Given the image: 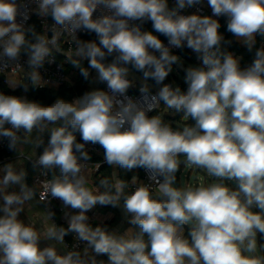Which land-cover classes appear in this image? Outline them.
Listing matches in <instances>:
<instances>
[{"label": "clouds", "instance_id": "1", "mask_svg": "<svg viewBox=\"0 0 264 264\" xmlns=\"http://www.w3.org/2000/svg\"><path fill=\"white\" fill-rule=\"evenodd\" d=\"M201 3L175 0L170 8L169 0H0V74L10 88L42 87L47 82L40 69L61 53L85 81L105 82L108 89L50 105L0 92V137L22 156L50 132L35 163L45 170L41 175L53 172L40 182L37 201L24 168L0 166V264H264V42L241 67V57L224 48L231 41L214 18L227 17L228 32L252 51L257 36L264 38V0H207L211 16L182 14ZM33 11L44 21L41 30L26 26ZM147 21L153 31L142 30ZM79 31L95 33L98 43L78 38ZM185 42L201 64L185 69L182 91L165 80L180 62L171 48ZM85 59L88 67L81 64ZM133 71L143 82L139 99L128 94ZM161 106L194 124L174 129ZM89 143L104 150L111 168H143L149 182L132 175L130 186L104 177L98 188L88 187L87 170L100 168L85 163ZM181 165L203 170L211 182L177 186ZM14 186L19 190L9 191ZM52 199L75 210L66 213L67 227L53 222ZM32 202L52 221L42 232L19 219ZM97 205L119 207L130 227L91 225L87 213ZM70 233L83 250L57 249H66ZM41 241L49 243L41 247Z\"/></svg>", "mask_w": 264, "mask_h": 264}, {"label": "built area", "instance_id": "2", "mask_svg": "<svg viewBox=\"0 0 264 264\" xmlns=\"http://www.w3.org/2000/svg\"><path fill=\"white\" fill-rule=\"evenodd\" d=\"M171 2L175 3V0H171ZM30 8L34 10L36 8V4L34 2L30 3ZM193 13H197L199 15H207L208 14L209 16H211L212 15V9L210 6H208L207 0H202L201 4H199L195 7H192V8H187L185 10H182V14H185V15L193 14ZM97 15H99V12L94 13V18ZM220 17H224V20L227 23V17H225V16H220ZM220 17H214V18L218 20ZM32 21H35L38 24V26L40 27V29H42V25H43L44 21L42 18L37 16L34 11L31 13L30 18L26 23V26H29ZM47 22L51 23L50 17L47 18ZM137 23H139V22H137ZM142 30H144L143 27H142ZM77 35H78V38H80L82 40H86V38L88 36V32L79 31L77 33ZM66 41H67V37H65L64 41H62L63 51L65 53H67L69 51V48L71 47V45L69 43H67ZM163 42L165 43V45L168 44L167 40L163 41ZM262 42H264V41H262ZM262 42H261V44H262ZM185 46H186V42H185ZM179 49L180 48H174L173 47V48H171V51H178ZM188 49L191 52H193L190 48H188ZM193 53H195V52H193ZM26 59H27V57H22V59L20 61V63L22 65H24L25 68L27 67L26 63H25ZM195 60H196V64L198 66H200L201 61L197 58V54H196ZM68 65H69V63L65 62V57L61 53H57L54 63H51V64L46 63L45 66L42 69H40L41 75L47 83H45L42 87H33L31 85H29V87L38 88V89H47V90H59L61 87H64V86L74 87L78 81L79 74L75 70L69 69ZM247 65H249V64H247ZM247 65H245V66H247ZM135 75H138V74L134 71L130 73V76H129L130 79L135 77V86L132 88V89H134V91H130V89H129L128 94H129V96H131L135 99H139V97H140L139 87L142 85L143 82L140 81L138 78H136ZM20 77L21 78L23 77V70L20 71ZM169 83L172 84L173 87H175L173 83H171V82H169ZM148 84L151 88V91L153 93H155L157 89H156V87L153 86L154 84L151 83L150 81H148ZM22 89H23L22 87H18L15 90L10 88L8 83H7L5 75L0 74V92H3L6 94L7 92H19ZM100 90L108 91L107 84L105 82H103V87L100 88ZM166 110L163 106H161V108L159 110L161 113H166L164 116V119L166 118V115L170 112V110H167V111ZM155 114H157L155 111L152 113H149V115H155ZM7 126L8 125H6V127ZM76 137H77L78 142H81V143L83 142L80 138L79 133H76ZM49 139L50 138L47 139L45 146L47 145ZM85 147H86V151L89 153V156L91 157V159L89 161H86L85 163H88L90 165L97 164V163L100 164V168L98 170L94 166H92V167H89V169L87 170V173H86V176L88 179L87 186L95 189V188H98L97 183H96V177L99 175L102 167H104L107 164L104 161V150L98 144L93 145V144L89 143ZM42 151H40L34 155L22 152V156H20L18 152L9 150L8 141L6 138L0 137V166H3L4 163L8 159H10L12 156H17L18 158L23 159L26 163L31 165L33 167L32 176H31V186L35 187V189L37 191V196H36L37 200H39V192L41 190V183L40 182H42L45 179H51V176L53 174L52 170H49L47 176L41 175V172H43L45 170L41 166L36 165V163H35L36 159L39 157V155L42 153ZM181 159H183V157ZM193 169H190V170L192 171ZM58 171H59L58 169L55 170V172L57 174H58ZM183 171H184V166L181 165V168L179 171V178L181 176V173H183ZM136 176H138V178L145 183L149 182L148 173L143 168H141V170L137 171ZM208 180H210V182H211L210 177H207L205 179V181H208ZM139 182L140 181H138V183ZM200 182L201 181L197 182L196 185L200 184ZM129 185L130 186L132 185V179L130 180ZM128 190H131V187ZM103 207L105 208L106 206L97 205L87 213V215L89 217V223L90 224L94 223V224H98V225H103L105 223L104 218H101V216H100V214H101L100 210L103 209ZM50 210L55 213V215L53 217V222L55 224H57L58 226H61V223H65L67 221L66 213L69 214L72 211V209H70V208H67V209L64 208L62 202L58 199H52L51 200ZM65 241L67 242V245H66V249L64 246V250L76 249L77 246H78L79 250H83V248H84V245L79 244V242L73 237V234H71L70 236H66Z\"/></svg>", "mask_w": 264, "mask_h": 264}, {"label": "trees", "instance_id": "3", "mask_svg": "<svg viewBox=\"0 0 264 264\" xmlns=\"http://www.w3.org/2000/svg\"><path fill=\"white\" fill-rule=\"evenodd\" d=\"M174 6H175V3L171 2V0H169V7L171 8ZM219 23L221 25L219 31L221 34L224 35L225 41H231V43L225 44L224 48L227 51L234 53L236 56L241 57V67H244L245 65L250 64L252 62V60L254 59L256 49L261 46L260 44L262 41H264V38L257 36V38H256L257 43H256L255 47L253 48L252 51H248L246 46L239 43L236 40V38L230 32H228L227 24L224 23V19H222ZM29 26H34L37 30H41L35 21H32ZM142 27L145 31H153L151 21L145 22L142 25ZM154 34L158 35L162 41L167 40L166 37L160 35L159 33H154ZM87 40H96L98 43V38H97L95 33H88L86 41ZM172 54L179 56L180 62L178 64L173 65V71L166 78L165 83L171 82L174 84L175 87L179 86L182 91H186L187 85H186L185 81L180 77L179 74L177 75V73L175 71H176V69H178L183 74H186L185 70L180 65L181 64H183L184 66H186L188 64H189V66H190V64L196 65V60H195L196 54L191 52L188 49V47H186V46L180 48L178 51H172ZM111 59L112 58L109 57L107 62H110ZM88 63H89L88 60H82L81 61V64L83 67H88ZM68 68L75 70L79 74L78 81L74 87L64 86V87H61L59 90H47V89H38V88L29 87L27 91L22 89L19 92H7L6 94L16 95V96L24 95L29 100L39 102L43 105H50L53 102H55V100L57 98H64L66 100H72L76 97L83 95L84 92L88 91L90 82L85 81L84 78L80 75L79 70L74 68L70 63L68 65ZM92 74L94 75V71ZM138 74H140V73H138ZM149 81L154 84L153 81H151V80H149ZM102 87H103V82H101L100 88H102ZM182 115H183L182 113L181 114H174L170 111L166 115V118L164 120H165V122L170 123L173 128H182L181 123H183L184 125L185 124H194V121L191 118L187 119V121H183L184 117H182ZM48 138H50V136L47 137V139ZM138 170H141V168L133 169L131 172L125 173V170H123V169H114V168H111L110 165L106 164L100 170V173L97 176L96 180L98 183V181L104 177H108V178L117 177L119 179L125 180L129 184L130 180L132 179V175H136ZM115 171H117V176H115ZM177 182H179V173H177ZM107 208L109 209V207H107ZM110 209H111V206H110ZM112 210H114V212L118 216L117 210L114 209L113 206H112ZM91 225L96 226L98 224L91 223ZM103 225H107L110 227V223H105ZM61 226L67 227L64 223H61ZM185 234L187 235V230H186ZM70 235H71V233L68 236H70ZM261 242H264V241H261Z\"/></svg>", "mask_w": 264, "mask_h": 264}, {"label": "crops", "instance_id": "4", "mask_svg": "<svg viewBox=\"0 0 264 264\" xmlns=\"http://www.w3.org/2000/svg\"><path fill=\"white\" fill-rule=\"evenodd\" d=\"M221 18L222 17H220L218 19V22ZM223 19H224V17H223ZM224 23L227 24L225 22V20H224ZM236 40L239 43H241L237 38H236ZM241 44H243V43H241ZM49 136H50V132H45L43 134V144H41L39 147H35L34 149L32 146H26V148L22 149V152L34 155V154L42 151L43 148L45 147L47 137H49ZM9 162L16 164L18 169L22 167L26 170V172H27L26 182L28 183L29 186H31V176H32L33 167L31 165H29L28 163H26L23 159L18 158L17 156H12L4 164L9 163ZM96 183H97V180H96ZM97 186L99 187L98 183H97ZM12 190L18 191L19 190L18 186H14L13 188L9 189V191H12ZM36 200H37V198H36ZM0 202H2V201H0ZM110 206L111 205H108L105 208L103 207V209L100 210V213H101L100 216H101V218H104L105 223H110V227H113V228L114 227H120L121 231H124L125 229L130 227V225L127 224V222L124 220V218H122L121 214L120 215L118 214V216H117L116 213L114 212V210H112V206L110 209ZM107 207H109V209ZM74 211L75 210H72L69 214H72ZM0 215H2V213H0ZM19 219L23 220L26 224L27 223L33 224L36 227V229L38 231H41V232L44 229H46L47 227L51 226V224H52V221L47 219V212H46L45 208L36 202H32V203L27 204L25 206L24 212H22L20 214ZM64 224L67 226V221ZM48 243H49L48 241H41V247L46 246ZM52 243H55V242H52ZM56 247L59 251H61V252L64 251V246L57 244Z\"/></svg>", "mask_w": 264, "mask_h": 264}, {"label": "rangeland", "instance_id": "5", "mask_svg": "<svg viewBox=\"0 0 264 264\" xmlns=\"http://www.w3.org/2000/svg\"><path fill=\"white\" fill-rule=\"evenodd\" d=\"M241 43H243L241 40H239ZM234 54V53H233ZM235 55V54H234ZM181 67H183V69L185 70L187 67H189V64L188 65H186V66H184L183 64H181L180 65ZM190 66H198L197 64L196 65H191L190 64ZM176 73H177V75L179 74L180 75V77L184 80V77H185V74H183L180 70H178V69H176V71H175ZM138 74V73H137ZM96 75V73H95V71H94V75L93 76H95ZM136 76V78H138L140 81H142L141 79H140V77H141V74H138V75H135ZM100 86H101V82H99V81H96L95 83H89V89H88V91H91V90H93V89H100ZM22 96H24V95H22ZM77 98V97H76ZM166 110V109H165ZM167 111V110H166ZM183 121H187V118H183ZM181 126L183 127L184 126V124L183 123H181ZM179 173V172H178ZM189 174V175H188ZM115 176H117V171H115ZM208 176H207V174L203 171V170H199V169H193L192 171L190 170V169H185L184 168V171H183V173H181V176H180V178H179V182H176V185L177 186H180V184H181V186H185V185H189V184H191V185H196L197 184V182H199V181H201L200 182V184H205V185H207L208 183H210V180H208V181H205V179L207 178ZM117 178V177H116ZM116 210H117V213L120 215L121 214V216H122V218H124L123 217V214H122V211H121V209L119 208V207H114Z\"/></svg>", "mask_w": 264, "mask_h": 264}, {"label": "water", "instance_id": "6", "mask_svg": "<svg viewBox=\"0 0 264 264\" xmlns=\"http://www.w3.org/2000/svg\"><path fill=\"white\" fill-rule=\"evenodd\" d=\"M222 19H223V17L219 20V22H220ZM130 91H134V89L131 88Z\"/></svg>", "mask_w": 264, "mask_h": 264}]
</instances>
